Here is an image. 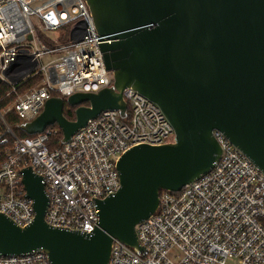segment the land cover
<instances>
[{"label": "built area", "instance_id": "built-area-1", "mask_svg": "<svg viewBox=\"0 0 264 264\" xmlns=\"http://www.w3.org/2000/svg\"><path fill=\"white\" fill-rule=\"evenodd\" d=\"M110 37L96 33L84 0H0V214L19 227L34 219L23 169L41 178L48 226L91 234L96 201L120 189L121 155L175 141L160 108L131 88L122 92L125 119L104 111L59 146L56 125L20 138L7 124L10 114L31 122L52 97L110 87L99 50ZM212 134L221 150L213 168L179 192L161 191L156 211L135 226L143 251L113 240L108 264H264V176L222 133ZM0 264L51 263L36 250L0 255Z\"/></svg>", "mask_w": 264, "mask_h": 264}, {"label": "water", "instance_id": "water-1", "mask_svg": "<svg viewBox=\"0 0 264 264\" xmlns=\"http://www.w3.org/2000/svg\"><path fill=\"white\" fill-rule=\"evenodd\" d=\"M112 85L97 93L48 99L31 122L16 129L33 136L56 125L60 144L104 111L127 117L122 92L157 105L175 141L140 145L116 163L120 189L96 201L91 234L48 226L41 178L22 170L34 219L26 227L0 214V255L44 252L51 264H108L113 240L136 253L135 226L157 209L159 192H179L208 173L220 157L213 131L222 133L264 176V0H84ZM76 107L75 119L63 115Z\"/></svg>", "mask_w": 264, "mask_h": 264}, {"label": "trees", "instance_id": "trees-1", "mask_svg": "<svg viewBox=\"0 0 264 264\" xmlns=\"http://www.w3.org/2000/svg\"><path fill=\"white\" fill-rule=\"evenodd\" d=\"M61 41H66L65 38L60 39ZM6 92V89L0 85V98L3 97L4 93ZM5 102H3L4 104ZM76 107H70L68 105L65 104L64 110H63V115L65 116V118L69 121H73L75 119V111ZM66 110V111H65ZM6 122L7 124L11 127V129L13 130V132L20 138H24V137H31L19 130L16 129V126L20 123V120L14 115V114H10L6 117ZM61 140V136H57L55 137L54 145L55 146H59ZM161 192V191H160ZM159 192V193H160Z\"/></svg>", "mask_w": 264, "mask_h": 264}, {"label": "rangeland", "instance_id": "rangeland-1", "mask_svg": "<svg viewBox=\"0 0 264 264\" xmlns=\"http://www.w3.org/2000/svg\"><path fill=\"white\" fill-rule=\"evenodd\" d=\"M48 58H43L42 62L45 63ZM226 264H237L236 260H228Z\"/></svg>", "mask_w": 264, "mask_h": 264}, {"label": "flooded vegetation", "instance_id": "flooded-vegetation-1", "mask_svg": "<svg viewBox=\"0 0 264 264\" xmlns=\"http://www.w3.org/2000/svg\"><path fill=\"white\" fill-rule=\"evenodd\" d=\"M65 107V106H64ZM64 110V109H63ZM66 111V110H65Z\"/></svg>", "mask_w": 264, "mask_h": 264}]
</instances>
